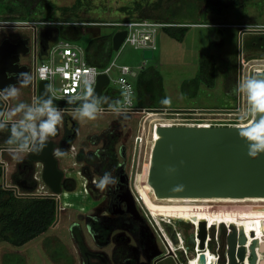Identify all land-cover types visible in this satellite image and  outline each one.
<instances>
[{"label": "rangeland", "instance_id": "1", "mask_svg": "<svg viewBox=\"0 0 264 264\" xmlns=\"http://www.w3.org/2000/svg\"><path fill=\"white\" fill-rule=\"evenodd\" d=\"M78 1H80V5L74 12L75 16H72V12L64 14L58 9L60 7H71ZM47 2L55 4L56 8L48 7ZM16 9L17 4L13 0H0V19L22 16ZM34 17L37 20L50 18L57 21L75 20L107 23L145 18L148 20L166 21L174 25H186L188 28L182 40L171 37L162 29L159 30L156 34L157 47L153 52V57L148 60L143 58V50L130 44H125L119 50L112 48L110 54L104 56L107 59L106 66H109L113 61L116 64V66L111 68L110 78L116 79L119 77L117 66L128 65L138 73L141 71L140 66H154L162 76L165 97L171 98V105L166 109L195 110L187 114L197 112L232 114H210L204 116L159 115L148 118V121L153 125L156 122L163 121L165 124L175 122L177 123L175 126L196 127L197 125L198 127L203 122L208 123L211 130L219 128L221 131H226L228 128H235L247 122V120L240 119L241 112L246 107V99L236 93L235 89L242 79L255 76V69L264 70V0H251L242 6L226 9L220 14L212 11L207 12L205 5L200 0H44V4L39 7ZM36 28L38 39L39 30L42 26L38 25ZM57 28L58 32L51 36L50 43H55L61 39H70V41L86 50L90 36L89 30H96L98 37H111L112 39L115 32L123 27L116 25H78L81 33L75 38L66 36L63 33L64 27L57 26ZM33 29L32 26L5 27L3 31H0V42L5 38L11 41H16L20 38L28 39L29 52L20 56V63L25 64L29 68L30 74L33 72L34 67L32 61L34 52ZM202 54L210 55V57L214 58L215 73L211 86H207L205 81H201L196 87L192 79L198 72ZM37 55L36 65L45 60V58L40 56L39 51ZM17 87L20 90L19 96L7 102L2 101L3 110L6 108L5 111H7L20 102L31 104L37 99L36 97L34 98L31 87H21L19 84ZM107 87L118 90V87L113 82ZM6 104L7 107H5ZM101 104H103L102 97L99 99V107ZM76 106L78 105L61 104L63 109ZM117 106H120V104L117 103L107 107L116 108ZM70 115L75 119V122L77 121L79 128L78 136L73 142L77 149L79 145L84 150L89 148L90 136L95 132L103 133L108 131L111 139L115 138V135L119 133L122 137H127V140H129L131 135L134 134L135 137L138 133L140 114L125 116L124 114L117 115L113 111H100L94 120L80 119L76 111L70 112ZM153 119L159 120L153 122ZM142 123L143 118L140 130L142 129ZM8 136L9 132L0 131V161L2 162L0 165L3 171L0 183L6 188L13 185L9 176L15 170V162L17 161L9 156L6 151L7 148L5 147L7 145L5 142ZM243 144L248 151L247 143ZM163 145L168 144L164 143ZM214 148L217 147L211 145L208 150ZM148 152L141 149L136 171L137 175L144 169ZM110 155L112 156L113 154L110 153ZM246 157L250 160L251 158H256H250L248 154L244 159ZM72 161L73 157L69 155L67 158L61 157L60 166L61 168H69L66 172L67 174H75V171L78 170V165H73ZM252 162L260 161L255 160ZM240 163L235 164L239 165ZM253 173L261 175L258 169H253ZM114 174L112 172V175ZM229 175L232 178V174ZM76 176V179L84 181L79 175ZM79 180L78 186L76 185L71 190L73 192L65 190L68 195L59 197L61 209L46 232L21 246H14L4 241L0 242V264H124V260H133V257L137 258V264H150L153 255L167 250V247L175 255L163 260L161 264H188L189 258L194 255L196 249V246L187 247L185 243L187 234L191 230L195 232L196 228L193 224L194 220L188 212H180L172 207L166 210L164 209L166 207L158 204L156 205L157 207H164L157 212L158 216L161 219L172 220L174 223L172 225L162 222L157 224L149 216V218L146 217L148 214L143 212L140 205L138 206L141 209L139 211L137 205H135L136 203L132 202L131 204H134L135 208L134 211L139 217H136L133 222L127 220L124 222L108 221L106 224H109L110 233L108 234L109 236H106V233L105 235L103 234L102 227L94 231L87 226L88 224L98 223L97 214L103 215L106 212L100 209L102 206L100 199L88 194L85 195L80 190ZM237 182L241 186L240 188L247 187L248 192L252 188L245 181V177L241 180L238 179ZM39 183L43 186L39 187V191L47 192L48 188L44 185V182L41 180ZM230 185L228 184L227 186ZM18 192L23 191L20 189ZM82 195L86 197L82 198ZM206 205L217 206L218 203L209 202ZM129 213L132 214V212ZM141 214H145L144 218L140 217ZM208 219H206V222ZM178 221L187 222V225L178 224ZM131 223H133L134 227L130 226ZM215 223H211L206 230L207 246L212 243L214 250V252H211L209 249L207 253L214 259L215 255L213 253L219 254L222 241L226 248V236L230 232L229 224L225 222ZM255 223L261 224L264 221L256 219ZM237 230L239 234V229ZM177 232L181 234L184 243L182 242L179 249L173 250L171 243H178L175 237ZM74 233L81 236V249L74 239ZM224 257L222 255L223 264H225ZM218 264H220L219 261Z\"/></svg>", "mask_w": 264, "mask_h": 264}, {"label": "water", "instance_id": "2", "mask_svg": "<svg viewBox=\"0 0 264 264\" xmlns=\"http://www.w3.org/2000/svg\"><path fill=\"white\" fill-rule=\"evenodd\" d=\"M55 32H57L56 29H43L40 31L38 45L41 56L46 55L49 40ZM125 35L126 30H118L115 32L111 39V45L114 50L119 49ZM28 42L26 38H20L16 41L5 38L0 42V89L9 84H19L18 76L20 73H30L29 68L25 64L20 63V56L29 52ZM152 57L153 52L151 49L143 50V58L145 60L151 59ZM259 78H264V75ZM109 84L110 79L107 74L98 75L96 84L93 88L95 96L100 99L103 96L104 89ZM28 86L33 89V93L39 98L42 95L45 99L50 96L48 82L46 80L36 81L32 78ZM52 99L56 107H59L63 103L61 100ZM81 103L82 100H78L76 105L79 107ZM5 107H7V104ZM5 110L6 108L3 111ZM194 128H197V126H159V130H161L162 134H180L185 130ZM233 129L234 128H228L226 131H221L219 128L213 130L209 128L206 129L205 133L203 132L201 134H203L202 137H205L208 134L231 133ZM204 139L201 140L204 141ZM190 146L189 143L185 142L178 146H155L151 159L148 183L157 194L175 195L182 192L184 188L188 191H198L202 194H215L218 192V186L232 182V178L229 175L232 164L243 162L244 157L248 154L243 143H221L216 146L217 148L211 150H208L207 146L203 143L201 144V149L205 150L204 156L196 151L184 153L183 150L189 149ZM260 155L261 154L255 159L250 157L251 161L257 160ZM30 157L35 161L43 162L45 165L42 179L49 186L51 193L42 196L56 198L61 191L60 181L62 172L56 167V159L52 153L51 142H49L40 153H31ZM0 163L2 164L1 161ZM214 165H221L222 167L217 168ZM244 174L245 170L241 168L237 174V179L241 180ZM259 190L264 192L263 189ZM236 192L240 194L246 193L248 192V188H237ZM59 210L60 203L57 199V215ZM134 210L135 208L131 205L130 201L128 211L132 212L131 215L138 217ZM206 230V223L203 222L200 231V237L203 240L202 244L205 243L204 239L207 236ZM237 231L235 226H230V232L226 236V256L224 262L227 264H264V243L257 242L256 239L249 241L248 235L252 237L256 236L254 231L247 233L239 230V234ZM196 233V228L195 232L191 230L189 233L188 243L192 247L197 246ZM168 251L173 253L170 249H168Z\"/></svg>", "mask_w": 264, "mask_h": 264}, {"label": "flooded vegetation", "instance_id": "3", "mask_svg": "<svg viewBox=\"0 0 264 264\" xmlns=\"http://www.w3.org/2000/svg\"><path fill=\"white\" fill-rule=\"evenodd\" d=\"M41 30H39L38 39H36L37 42H39L38 40L40 39ZM37 58L38 55L36 53H33V58H32L33 66H35ZM36 98H38L37 95ZM58 108L62 110L63 120L62 123L58 126L57 135L55 137H51L49 140L52 146V153L54 149L60 148L65 153L61 157L67 158L68 155L73 157L72 164L78 165L77 167L78 170L75 171V174L73 173L67 174L66 172L68 171L69 168L67 167L61 168L60 166L61 157L54 156V158L56 159V167L58 170L62 172V178L60 181L61 191L55 199L57 201V199H59V197L63 195L62 193L65 190L71 191L74 189L76 185L78 186L79 179H76L77 177L76 175H79V177L84 179V181L79 180V185L81 186L80 190H82L85 195L88 194L94 198L100 199L102 203L100 209L106 212V214L103 215L97 214L96 217L99 219L98 223L88 224L87 226H89L92 230L95 231L96 230L95 226H97V229H99L98 226L102 225L104 227L103 234L105 235L106 233V236H109L108 235L110 233V229L108 226L109 224H106V222L108 221L124 222L126 220L133 222V220L136 218V216H133L129 213L128 206L130 201L131 203L135 202L136 203L135 205H137V207L139 206V204L135 201L134 198V194H135L134 191L136 189V186L138 185L136 184L137 183L136 171L138 168L140 152H141L139 144L134 142V134L131 135L129 140H127V137L125 138L122 137L119 133L115 135L116 136L115 138L111 139L110 132L105 131L103 133L95 132L91 134L89 140L90 147L87 148L86 150H84L81 145H79L77 149V147L74 146L73 142L76 140L78 136L79 128L77 125V121L75 122V119L72 118L70 112L76 111L78 106L63 109L60 105ZM71 146H73V151L69 152ZM146 151H149L147 162L145 163L143 167L144 169L143 171H141L140 174L143 177L148 174L147 167L150 165V156H152L151 154H153L149 149H146ZM110 153H112L113 155L111 156ZM15 163H16L15 170L9 176L13 185H11L9 188H12L16 194L27 195V196L28 195L42 196L51 193L49 186L42 179V174L45 169V165L43 162L35 161L31 159L30 154H27L23 157L21 161H16ZM105 172H111V173L114 172L115 173L114 176L118 177L119 183L114 187L110 186L102 191L96 188V182L103 176ZM38 174H40V176H38ZM38 177L39 179L40 178L41 179L38 180ZM41 180L44 182V185L48 188L47 192L39 191V187L42 186L39 183ZM90 185L92 188L90 187ZM85 186L87 188V192L84 191ZM20 189L23 192H18V190ZM84 197L86 196L82 195V198ZM132 206L134 207V204ZM163 208L164 207H158V211ZM138 209L139 211L141 210L139 207ZM164 209L167 210L168 208L166 207ZM140 217L144 218V215L141 214ZM192 218L195 222V220L199 218V216L198 217L195 216ZM207 218H209L207 221V227L210 224V222H216L215 224H219L220 222H225L226 224H229L230 226H235L237 227V229L247 233L250 231H254L256 236L252 237L248 235L249 241L256 239L257 242L264 243V223L261 224L255 223L256 218L252 217V219H250L243 217H234L229 215H221L216 218H211V217H207ZM258 221H264V219ZM130 226L134 227L133 223H131ZM208 250H209V246H208ZM205 252L207 253V250ZM213 254L215 255L214 260L216 264H218V261L219 263L221 261L220 264H223L222 255L223 257L225 255V244L223 243V241L221 242L219 254L218 253H217L218 255H216L215 253ZM173 255H175V253L174 252L170 253L167 247V250L159 252L156 255H153V259L151 260L152 262L150 261V264H161L163 260L169 259ZM124 264H137V258L133 257V260L126 259L124 260Z\"/></svg>", "mask_w": 264, "mask_h": 264}, {"label": "trees", "instance_id": "4", "mask_svg": "<svg viewBox=\"0 0 264 264\" xmlns=\"http://www.w3.org/2000/svg\"><path fill=\"white\" fill-rule=\"evenodd\" d=\"M17 4V11L20 15L17 18H7V20H37L34 14L44 4V0H13ZM205 5L207 12L220 14L226 9L242 6L251 0H200ZM48 7L55 9L56 5L47 2ZM80 1L71 7H60L62 13L67 14L72 12V16L79 7ZM50 19V18H43ZM6 20V19H0ZM39 20V19H38ZM51 20V19H50ZM70 22H81L70 20ZM64 27L63 33L70 38H75L78 25H58ZM81 26V25H79ZM66 27V28H65ZM188 26L172 25L162 28L167 34L178 40H182ZM58 32L57 26L54 28ZM55 32V34L57 33ZM65 36V37H66ZM70 40V39H68ZM112 50L111 37H90L87 45L86 59L88 63L105 67L107 59L104 56L110 54ZM215 73V60L210 55L202 54L199 61L198 72L192 79L194 84L199 85L201 81H205L207 86L213 83ZM186 85V84H185ZM136 90V104L140 108H169L162 105L160 102L165 98L162 76L159 70L154 66H146L141 69L134 80ZM121 98V92L113 88L106 87L102 96L100 107L116 105ZM4 105L0 101V111ZM5 131L8 132L7 129ZM152 156H150L151 158ZM2 166L0 165V178L2 177ZM153 210L157 213L158 207L152 204ZM57 201L54 197L49 196H27L18 195L12 188H6L0 183V242H8L14 246H21L31 239L46 232L56 219ZM107 223V222H106ZM178 224L187 225V222L178 221ZM97 229V226H95ZM99 228L104 227L98 226ZM190 233V232H189ZM189 233L187 240L185 237L186 246L192 247L189 243ZM74 239L81 249V236L74 233ZM211 252H214L212 243L209 245ZM83 254V253H82ZM221 263V261H220Z\"/></svg>", "mask_w": 264, "mask_h": 264}, {"label": "bare ground", "instance_id": "5", "mask_svg": "<svg viewBox=\"0 0 264 264\" xmlns=\"http://www.w3.org/2000/svg\"><path fill=\"white\" fill-rule=\"evenodd\" d=\"M254 73H255V76L260 77L264 75V70L255 69ZM159 115L201 116V114H187V113H175V112L174 113H171V112L169 113H149L146 117L143 118L141 131L145 134L146 137L141 147H143L142 149L144 150L150 149L152 153L156 145H163L164 143L168 145H173V146H178L179 144L184 143V142L189 143L191 145L190 148L183 150V152L186 153V152L196 151V152H199V154L202 156H204L205 154V150L201 149V144L203 143L207 146V148L211 145L217 146L221 143H234V144L247 143L244 138H241L238 135V132L240 128H242L246 123H248V121L235 127L231 131V133L223 132V133L211 134V135L208 134L206 136L204 135L205 137H202L203 134L201 133L203 132L205 133L206 129H209L208 123L202 122L200 123L201 125L199 127L194 128V129L185 130L183 133H180V134H162L161 130H159V126H161L159 125L160 124L159 122H156L155 125H153L148 121L149 117H156ZM224 115H232V114L228 113ZM156 120H159V119H153V122ZM201 139H204V141H202ZM261 155L262 156L257 159L260 162H252L248 157H246L244 161L241 162L239 165L235 163L232 164V166L230 167V170L232 173V182L228 183L231 185L227 186L228 184H225L222 186H218V192L215 194H211V195H204L198 191H188L185 188L183 189L182 192L175 194V195L157 194V192L153 189V187L148 183V176L150 175V168H151L150 167L151 159H152L151 157L150 165L147 167L148 174L144 177L140 175L141 173L137 175L136 184L138 185L136 186V189H135V192H136L135 198H137L139 202L137 203L140 204V208L143 209V212H147L148 215L146 217L147 218L150 217L151 219L155 220L157 224L162 222L165 224L172 225L174 222H172V220H169L167 218L161 219L160 216H158V214L153 210L152 204H155V205L161 204L164 207H167L168 209L172 207L174 210H178L180 212H188L191 217L199 216V218H197L195 222L193 223L197 229V233H196L197 246L194 251V255L189 258L188 264H216L214 258L212 256H209L205 252L206 250H208V246L206 244V238L204 239L205 243L202 244L203 240L200 237L202 223L205 222L206 228H207V222H206L207 217L216 218L221 215H229V216L243 217V218L253 217L258 220L264 219V192H261L259 190V189L264 190V153H261ZM214 166H216L217 168L222 167L221 165H214ZM241 168L245 170V174H244L245 181L249 185H251L252 188L249 190L248 193H241V195H239L240 193H237L236 189L240 188L241 186H239V183L237 182L238 181L237 174ZM253 169H258L261 172V175L254 174ZM40 179L38 177V180ZM176 199H180V200H176ZM209 202H215V203H218V205L217 206H207L206 203H209ZM211 223L213 222H210V224ZM210 224L208 225L209 227H210ZM161 226L163 225L161 224ZM177 235L178 234H176V236ZM182 242H183V238L181 239V244ZM181 244H180V241H178L177 244L171 243L173 250L179 249L181 247Z\"/></svg>", "mask_w": 264, "mask_h": 264}, {"label": "clouds", "instance_id": "6", "mask_svg": "<svg viewBox=\"0 0 264 264\" xmlns=\"http://www.w3.org/2000/svg\"><path fill=\"white\" fill-rule=\"evenodd\" d=\"M5 25L4 22H0V31L4 30ZM55 74L45 67L41 70L40 76L41 79H48L49 75L55 76ZM78 78L82 80L86 92L83 96L75 97L82 100L76 112L80 119L94 120L101 111L99 98L95 96L93 89L94 74L84 73ZM31 80L32 76L28 72L20 73L18 76V83L21 87H27ZM235 92L246 99V107L241 112L240 119L248 121L239 129L238 135L246 140L248 155L255 158L264 153V78L246 77L238 83ZM19 94V87L9 84L0 89V101L7 102L16 99ZM132 95L131 89L125 90L123 105L112 108V110L117 115L122 114L124 106L131 103ZM68 102L72 103L73 100L70 99ZM160 103L170 106L171 98L165 97ZM62 120V110L54 105L51 96L45 99L42 95L31 104L20 102L7 111H0V131L7 129L9 132L5 142L8 155L21 161L27 154L40 153L47 146L50 138L57 135L58 126ZM64 154L60 148L53 150L55 157H61ZM118 183V177L112 175L111 172H105L96 182V188L103 191Z\"/></svg>", "mask_w": 264, "mask_h": 264}, {"label": "built area", "instance_id": "7", "mask_svg": "<svg viewBox=\"0 0 264 264\" xmlns=\"http://www.w3.org/2000/svg\"><path fill=\"white\" fill-rule=\"evenodd\" d=\"M0 22H4L5 27L13 28V27H29L32 26L34 29L33 36V44H34V52L38 54L39 45L37 42V28L36 26H42L41 29H52L58 25H116L119 27H123L120 30H126L125 38L120 45L119 49H121L125 44H130L135 48L144 50L151 49L152 52L156 49V34L159 30L164 28L165 26H172L173 23L166 21H156V20H148V19H130L118 22H70V21H57L50 19H39V20H1ZM40 29V30H41ZM55 34V33H53ZM38 49V50H37ZM118 49V50H119ZM40 54V51H39ZM41 56V55H40ZM41 57L45 58L40 64H35L33 67V72L31 73L32 78L36 81L38 80H46L48 82V89L50 96L54 99L61 100L63 103L67 105H76V102L80 99H76L77 95L83 96L85 93V86L82 84V80L79 77H82L84 73L94 74V83L93 88L96 84V80L98 75L107 74L110 83L113 82L118 90L121 92V98L119 100L120 106L123 105V93L127 89H131L132 91V100L129 105L124 106V110L122 114L130 115V114H140L139 123H138V133L134 137V142L139 144L140 150L145 140V134L140 130V124L142 122V118L146 117L149 113H188L193 112L195 110H186V109H159V108H140L136 104V90L134 86V80L138 75V72L134 71L128 65L117 66L119 69V77L116 79L110 78V71L113 66H116L115 61H113L109 66L99 67L97 65H92L88 63L86 59V52L81 46L73 43L67 39L58 40L55 43L48 44V49L46 55H42ZM47 67L50 71L55 72V76L49 75L48 79H41L40 73L43 68ZM143 66H140L142 69ZM34 98L36 94L34 93ZM73 100L72 103H69V100ZM117 106V107H120ZM116 107V108H117ZM101 111H113L112 108L108 107H100ZM169 110V111H167ZM114 112V111H113ZM151 118V117H149ZM169 120V119H168ZM176 120V119H173ZM161 126H175L177 123L172 122L165 124L163 122H159ZM73 150V146L70 148V152ZM87 192V188L85 186L84 189ZM71 193V192H70ZM134 193H136L134 191ZM64 196L68 194V192L64 191L62 193ZM135 198V194H134ZM135 201L138 202L137 198ZM139 203V202H138ZM140 205V204H139ZM61 209V206H60ZM209 226L207 227V229ZM176 239L180 241L181 244V234L177 232ZM208 239V238H207ZM206 239V244L207 240ZM184 243V242H183Z\"/></svg>", "mask_w": 264, "mask_h": 264}, {"label": "crops", "instance_id": "8", "mask_svg": "<svg viewBox=\"0 0 264 264\" xmlns=\"http://www.w3.org/2000/svg\"><path fill=\"white\" fill-rule=\"evenodd\" d=\"M77 33L78 34H80L81 33V30L80 29H77ZM97 33V31L96 30H94V29H91V30H89V34H90V36H89V38L90 37H98V35L96 34ZM86 52V51H85ZM18 85V84H17ZM104 93V92H103ZM159 109H161V108H159ZM193 114H201V115H210V114H212V115H224V114H228V113H224V114H222V113H199V112H197V113H193ZM126 116V115H125ZM225 264H227V263H225Z\"/></svg>", "mask_w": 264, "mask_h": 264}]
</instances>
